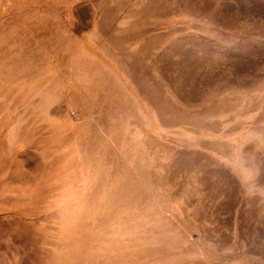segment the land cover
Instances as JSON below:
<instances>
[{
	"label": "rangeland",
	"instance_id": "1",
	"mask_svg": "<svg viewBox=\"0 0 264 264\" xmlns=\"http://www.w3.org/2000/svg\"><path fill=\"white\" fill-rule=\"evenodd\" d=\"M0 264H264V0H0Z\"/></svg>",
	"mask_w": 264,
	"mask_h": 264
},
{
	"label": "built area",
	"instance_id": "2",
	"mask_svg": "<svg viewBox=\"0 0 264 264\" xmlns=\"http://www.w3.org/2000/svg\"><path fill=\"white\" fill-rule=\"evenodd\" d=\"M73 113V112H72Z\"/></svg>",
	"mask_w": 264,
	"mask_h": 264
}]
</instances>
